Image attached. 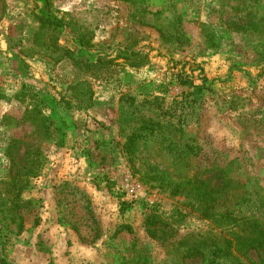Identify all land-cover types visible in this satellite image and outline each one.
I'll return each mask as SVG.
<instances>
[{
	"label": "rangeland",
	"instance_id": "obj_1",
	"mask_svg": "<svg viewBox=\"0 0 264 264\" xmlns=\"http://www.w3.org/2000/svg\"><path fill=\"white\" fill-rule=\"evenodd\" d=\"M0 63V264H172L171 182L264 224V0H0Z\"/></svg>",
	"mask_w": 264,
	"mask_h": 264
},
{
	"label": "trees",
	"instance_id": "obj_2",
	"mask_svg": "<svg viewBox=\"0 0 264 264\" xmlns=\"http://www.w3.org/2000/svg\"><path fill=\"white\" fill-rule=\"evenodd\" d=\"M234 182L223 190H216L205 181H194L192 186L185 182L168 185L172 194H186L198 204L201 216L218 224L205 234H187L171 245L168 242L176 239V230L149 217L147 233L151 239L169 244L172 264H187V260L195 258H200L201 264H245L241 257L244 252L264 250V224L233 212L242 203V198L232 199L227 191Z\"/></svg>",
	"mask_w": 264,
	"mask_h": 264
},
{
	"label": "crops",
	"instance_id": "obj_3",
	"mask_svg": "<svg viewBox=\"0 0 264 264\" xmlns=\"http://www.w3.org/2000/svg\"><path fill=\"white\" fill-rule=\"evenodd\" d=\"M5 68L4 66L0 63V74H4ZM2 114V111L0 110V115Z\"/></svg>",
	"mask_w": 264,
	"mask_h": 264
}]
</instances>
